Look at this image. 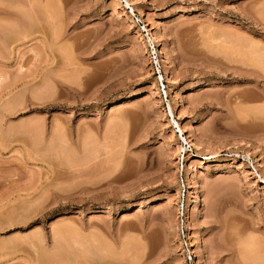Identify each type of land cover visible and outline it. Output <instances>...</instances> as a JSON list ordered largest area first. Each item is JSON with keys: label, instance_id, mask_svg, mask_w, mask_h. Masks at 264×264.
<instances>
[{"label": "rangeland", "instance_id": "obj_1", "mask_svg": "<svg viewBox=\"0 0 264 264\" xmlns=\"http://www.w3.org/2000/svg\"><path fill=\"white\" fill-rule=\"evenodd\" d=\"M2 1L0 264H264V0Z\"/></svg>", "mask_w": 264, "mask_h": 264}, {"label": "bare ground", "instance_id": "obj_2", "mask_svg": "<svg viewBox=\"0 0 264 264\" xmlns=\"http://www.w3.org/2000/svg\"><path fill=\"white\" fill-rule=\"evenodd\" d=\"M1 2H0V14H2L3 15V17L5 18V20H7V21H9L10 22V24L11 25H13L17 30H19L20 28H22L21 27V25L22 24H26V22H25V18L24 17H17V18H14L13 16L16 14L15 12H14V10L10 7V5H6V4H4L3 3V1L2 0H0ZM126 2H128V1H126ZM129 3V2H128ZM30 15H27V18L29 17ZM32 18V16L30 17V18H28V22L30 23L31 21L33 22L34 20L33 19H31ZM263 55H264V53H263ZM247 90H249V89H247ZM255 91V90H254ZM253 91V92H254ZM250 93H251V91H250ZM259 92H257L256 94H258ZM259 98V97H258ZM177 126H178V124H177ZM180 131H182L181 129H180ZM202 248V247H201Z\"/></svg>", "mask_w": 264, "mask_h": 264}]
</instances>
